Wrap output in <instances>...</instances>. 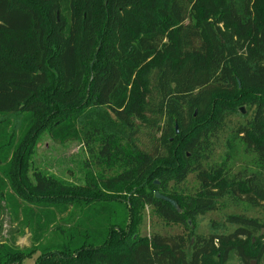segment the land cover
<instances>
[{
    "label": "trees",
    "instance_id": "trees-1",
    "mask_svg": "<svg viewBox=\"0 0 264 264\" xmlns=\"http://www.w3.org/2000/svg\"><path fill=\"white\" fill-rule=\"evenodd\" d=\"M43 132L82 144L85 187L27 176ZM227 196L244 213L197 233ZM1 201L27 207L34 245L0 243V264H259L264 0H0ZM147 209L185 232L141 236Z\"/></svg>",
    "mask_w": 264,
    "mask_h": 264
},
{
    "label": "rangeland",
    "instance_id": "rangeland-1",
    "mask_svg": "<svg viewBox=\"0 0 264 264\" xmlns=\"http://www.w3.org/2000/svg\"><path fill=\"white\" fill-rule=\"evenodd\" d=\"M244 112L245 108L242 107ZM241 108V109H242ZM228 135L225 136L227 138ZM145 137H143L144 140ZM233 146V144H232ZM224 150H227L223 145V141L219 142V154ZM242 147L234 143L232 150L234 169H240L244 166L247 167L248 160L244 155ZM245 162V163H244ZM21 163L19 159L16 164ZM15 164V172L17 165ZM89 164V166H87ZM247 164V165H246ZM24 168V167H23ZM25 169V168H24ZM32 170H39L46 175L55 177L61 183L67 186L85 187L88 184L87 172H94L92 164L87 163V154L80 142H68L65 144H57L52 141L48 132H43L37 138V141L33 147L28 166L25 169L27 176L32 179ZM250 170V169H249ZM14 171V169H13ZM19 172V171H18ZM13 174L12 176H16ZM20 175V174H19ZM16 183H18L15 180ZM20 182L22 179L20 178ZM229 197H225L226 207L216 213H208L203 217L197 219V226L194 227L197 233L208 234L211 231L212 222L222 223L225 216L228 214H243L242 208L235 207L228 200ZM223 199V200H225ZM246 208V207H245ZM27 207H11L5 201L0 202V222L2 225L0 243L7 245H14L20 248H30L34 245L29 229H24L22 220H25ZM147 216L140 224L141 236H149L153 233L160 234H182L185 232L182 226L167 223L160 220L150 214V210L147 209ZM75 213L74 208L69 209V212H64L57 216L58 222L51 227V233L47 238L54 233L58 228L69 227V218ZM250 216H257L256 212L250 210L246 212ZM69 215V216H68ZM68 216V217H67ZM73 219V216H72ZM33 248V247H32ZM41 256L39 251H36L31 257L24 259L22 264H38V259ZM228 264H243L235 256H231ZM259 264H264V257Z\"/></svg>",
    "mask_w": 264,
    "mask_h": 264
},
{
    "label": "water",
    "instance_id": "water-1",
    "mask_svg": "<svg viewBox=\"0 0 264 264\" xmlns=\"http://www.w3.org/2000/svg\"><path fill=\"white\" fill-rule=\"evenodd\" d=\"M242 112H244L243 108L241 109ZM156 184L158 185L159 183L156 182ZM156 198L159 199V200H163V201H166L168 202L170 205L173 206V208H175L177 211H179L178 209V205H177V202L172 200V199H169L165 196H162L160 195L159 193H156ZM264 233V230H262V234ZM251 264H257V261H252Z\"/></svg>",
    "mask_w": 264,
    "mask_h": 264
}]
</instances>
